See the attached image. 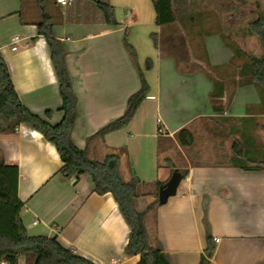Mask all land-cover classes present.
I'll return each mask as SVG.
<instances>
[{"label":"crops","instance_id":"1","mask_svg":"<svg viewBox=\"0 0 264 264\" xmlns=\"http://www.w3.org/2000/svg\"><path fill=\"white\" fill-rule=\"evenodd\" d=\"M90 1L73 0L67 7L57 0L45 1L53 34L67 49L66 66L77 97L72 138L82 149L90 136L124 114L129 96L141 86L124 45L125 34L131 40L133 30L123 18H117V26L105 23ZM108 1L122 2L137 19L141 8L149 11L151 6L150 0ZM84 9H90L91 16L81 17ZM258 14L264 19L263 5ZM41 16L38 0H0V50L22 102L41 116L53 110L50 122L57 123L63 117L62 97L50 46L38 35ZM259 16L247 5L230 8L228 33L238 46L226 44L217 32L202 33L192 46L180 38L167 37L163 43L166 29L176 21L158 25L155 12L161 30L154 57L149 49L151 65L146 70L133 42L149 93L126 127L89 144L91 158L102 160L106 153L116 152L122 178H140L138 210L156 200L158 182L165 184L173 167L188 170L176 195L155 205L146 217L151 245L162 248L171 264H200L207 232L216 244L211 264H264V166L242 167L262 161L254 131L264 120L263 105L255 85L241 83L250 74L247 56L264 58V43L251 29ZM233 45L247 54L244 60ZM214 81L223 85L224 94L216 100L224 106L221 111L210 98ZM183 128L201 135L197 155L191 153V145L180 143ZM234 138L244 145L242 157L233 154ZM211 142L218 149L222 144L227 148L226 159L208 152ZM0 162L19 167L18 195L25 204L21 217L29 234L57 235L64 246L98 264L138 263L139 255H124L130 226L113 195L94 192L88 173L62 175L63 160L42 133L27 124H21L14 136L0 133ZM19 264H26L24 256Z\"/></svg>","mask_w":264,"mask_h":264},{"label":"trees","instance_id":"2","mask_svg":"<svg viewBox=\"0 0 264 264\" xmlns=\"http://www.w3.org/2000/svg\"><path fill=\"white\" fill-rule=\"evenodd\" d=\"M46 0H38L41 5L42 16L36 23L38 35H43L51 49L53 65L59 80L62 105L59 108L63 112L62 119L57 123H51L53 110L48 109L44 116L30 110L20 99L12 81L10 70L2 51L0 50V133L14 136L21 124H27L36 129L52 142L62 160L63 165L59 172L67 178L78 177L88 173L93 183V191L98 194L110 192L118 203L128 225L130 234L128 243L124 249L125 256L139 255L137 264H171L167 254L162 248L151 245L146 217L155 205L159 204L158 198L149 204L145 210L135 207V199L139 197L138 184L140 178L136 175L129 181L122 178L119 172L120 155L116 152L106 153L102 160L91 158L89 144L95 138H103L106 134L126 127L134 118L139 107L146 99L150 86L145 78L143 70L138 63L137 51L124 36L125 48L134 63L140 80V88L132 93L127 100V107L123 115L108 122L95 134L87 139V146L79 148L73 138L72 129L76 120L77 97L72 88V80L66 66L67 49L63 42L53 34V21L45 8ZM156 12V23L166 25L176 21L172 0H152ZM96 10L100 11L103 21L111 26L119 25L115 17L114 6L108 0L90 1ZM84 9L81 17H89L91 13ZM251 29L260 36L264 43V19L259 16L251 23ZM157 43V39H156ZM234 46V45H233ZM236 54L243 55L239 47H235ZM247 68L249 76L241 83L255 85L261 99L264 111V58L258 59L247 56ZM246 66H243L242 69ZM223 85L214 81V89L210 94L215 110L221 111L224 106L216 104V100L223 96ZM264 113V112H263ZM179 140L183 146L192 145L193 135L183 128L179 132ZM232 148L236 155L244 156V147L235 141ZM246 170H259L263 165L242 166ZM185 178L187 169H175ZM20 171L18 165L0 162V262L19 264L20 257L24 256L26 264H98L89 258L80 255L74 248L64 246L58 236L31 235L28 233L21 211L25 204L18 195ZM158 182V188L162 185ZM159 192V191H158ZM204 223L208 226L205 217ZM216 244L212 235L207 232L206 245L201 254L200 264H211Z\"/></svg>","mask_w":264,"mask_h":264},{"label":"rangeland","instance_id":"3","mask_svg":"<svg viewBox=\"0 0 264 264\" xmlns=\"http://www.w3.org/2000/svg\"><path fill=\"white\" fill-rule=\"evenodd\" d=\"M150 1L151 6L149 7V11L151 12V15L149 14L148 8L145 6V9L141 8L142 16L140 19L135 18L131 11L127 9V6L122 2L116 5L111 4L114 6L116 19L123 18L126 21L127 26L130 27V30H133L134 34L132 39L130 40L128 36L127 38L134 47L135 45L133 42L137 44V47L140 51L139 62L144 70H146V68L150 67L151 65V60L147 58L148 56L151 57V52H149V49H152V57H154V53L156 52V35L158 33L159 36V32L161 30L155 23V9L153 1ZM175 3V8L177 11L176 23L172 24L168 27V29H166V34L163 36V43L166 42L167 37L168 41L173 39L178 40V38H180V40L183 42L188 41L187 44H191L192 46H195V44L199 42L200 37H202V33L206 32L220 33L226 44L230 42L236 44L228 33L229 29L227 27L229 21V9L236 6L239 10V7L247 5L249 8L254 10L255 14L259 16L260 14H258V12L262 5L264 6V0H175ZM145 39H149L151 43L146 45L144 43ZM178 44H180L179 41ZM245 55L247 54H243L241 60L245 59ZM261 110L263 111V108H261ZM192 135L193 143L190 150L193 155H197L202 149V147H199V143H201V135H196L194 133H192ZM254 136L255 144L259 149V158L261 157L260 159L262 161H252L249 163L250 165L261 164L264 166V120L258 124V128H256L254 131ZM235 141H238L240 144H242V142L237 138H234L232 143ZM211 144V147L209 149L207 148L208 152L211 154L213 152H216V154L220 153L218 160L220 158L226 159L228 154L227 148L225 149L224 145H221L220 143L217 144L219 147L220 145L222 146L220 149L215 147L213 142H211ZM242 146L244 147L243 144ZM232 151L234 154V150ZM168 164L171 165V161L169 159ZM158 195L159 194L157 191L155 195L156 198H158Z\"/></svg>","mask_w":264,"mask_h":264},{"label":"water","instance_id":"4","mask_svg":"<svg viewBox=\"0 0 264 264\" xmlns=\"http://www.w3.org/2000/svg\"><path fill=\"white\" fill-rule=\"evenodd\" d=\"M182 179L183 177L181 172L176 170L172 173L170 179L165 184L160 186L158 200L161 205L167 203L170 197L176 195L178 186Z\"/></svg>","mask_w":264,"mask_h":264},{"label":"built area","instance_id":"5","mask_svg":"<svg viewBox=\"0 0 264 264\" xmlns=\"http://www.w3.org/2000/svg\"><path fill=\"white\" fill-rule=\"evenodd\" d=\"M58 3H60L62 6H70L73 3V0H57ZM15 39H18V36L15 37ZM16 46H13V49H16ZM33 224H38V220H34ZM215 241L218 242L219 238H215ZM2 264H8L7 262H2Z\"/></svg>","mask_w":264,"mask_h":264}]
</instances>
